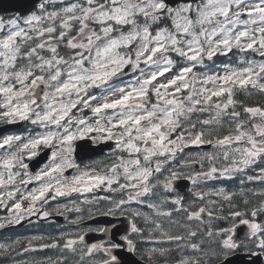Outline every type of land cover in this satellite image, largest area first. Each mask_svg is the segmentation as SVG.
<instances>
[{
    "label": "snow or ice",
    "instance_id": "1",
    "mask_svg": "<svg viewBox=\"0 0 264 264\" xmlns=\"http://www.w3.org/2000/svg\"><path fill=\"white\" fill-rule=\"evenodd\" d=\"M9 11L0 15V123L35 131L0 138V229L80 213L75 204L47 207L75 195L105 201L98 212L110 226L36 236L24 252L60 248L76 264H159L174 245L190 250L177 264H236L238 252L264 264V104L238 99L264 96V0H11ZM230 53L235 65L201 71ZM96 154L103 159L85 162ZM181 180L193 186L187 199ZM216 180L261 187H208ZM245 191L240 207L233 197ZM241 225L243 240L234 238ZM89 232L101 240L86 243ZM198 236L215 247L205 251ZM19 244L0 242V255Z\"/></svg>",
    "mask_w": 264,
    "mask_h": 264
},
{
    "label": "flooded vegetation",
    "instance_id": "2",
    "mask_svg": "<svg viewBox=\"0 0 264 264\" xmlns=\"http://www.w3.org/2000/svg\"><path fill=\"white\" fill-rule=\"evenodd\" d=\"M214 61H215L214 63L207 62L208 67L205 69H201V71H207L208 74H211L212 70L220 72L223 70L224 63H231L235 65L237 61V57L234 54L230 53L229 56L227 57L224 56L216 57L214 58ZM242 98H243V94H240L238 96V99H242ZM21 124L22 126L17 130H15V125H11L12 132H10L7 135L28 136L29 134L35 131L34 126H31L27 122H22ZM6 126L9 125L0 123V129ZM107 151L108 149L105 148V154L107 153ZM186 151H198V150L187 149ZM38 158L39 157L29 162L30 171L33 172L36 171L37 167H35L34 163ZM92 159H103V156H101L100 154L93 155L91 159L86 160L85 162L91 163ZM77 162L78 163L80 162V157H78ZM28 187H32V185H29ZM192 187L193 186L191 185V188ZM94 195L105 196V195H113V194L97 191ZM182 195H185L187 199L190 196L189 190ZM81 200L82 198L74 195L72 197L59 198L57 201H53L51 204L47 206L50 210L56 206L63 208L64 205H67L68 208L71 209L75 204L76 206H79L82 209L80 213H77L75 211H67L65 212L64 215L54 214L48 219H38L37 217L33 216L29 219H25L18 225L6 224L3 229H0V242H11L12 240H20L21 244L16 245V251H10V253L6 256L0 255V264H57L58 260L61 262V264H76V260L78 259V257H71L69 260H65L64 257L68 254L60 248L24 252L23 247L24 245H26L28 240L36 236H45L47 238L50 235L58 236L61 233L83 231L89 226L93 228L110 226L108 222L111 221L112 218L101 216L98 212V209H103L106 207L105 201L100 200V201H94L92 204H84L81 203ZM9 203H11V201H9ZM165 207H171V205H166ZM89 211H91L95 215V219L87 218ZM6 212H7L6 209H0V223L4 222ZM78 216H83L85 217V219L81 220L78 224L71 223V221L75 220ZM174 216L179 219L178 214H174ZM116 223L118 227L120 228L123 227V225L120 224L119 221H117ZM140 223L141 225L143 224L142 221H140ZM165 227L168 228V230L171 232H184V229L178 227L177 225H169L167 220H165ZM112 231L115 232L116 229H112ZM90 235H94L98 237V240L96 242L100 241L102 238L100 233L89 232L85 236L86 243H88L89 240L88 237ZM44 242H49V241L47 239L45 241H33V244L34 247L38 248V245ZM139 246L141 247V249L145 251L148 248L154 247L151 246V244H146V243H140ZM159 246L161 245H156V247ZM162 246L169 247L168 244H164ZM172 247H173V251L171 253L167 254L166 257H161V259H158L159 264H165L166 260L168 261V264H177V262L179 261L178 253L182 248L177 249L175 248L174 245ZM19 251L21 252V254L18 255L17 252ZM35 257H40L41 259L39 261H35L36 260Z\"/></svg>",
    "mask_w": 264,
    "mask_h": 264
},
{
    "label": "water",
    "instance_id": "3",
    "mask_svg": "<svg viewBox=\"0 0 264 264\" xmlns=\"http://www.w3.org/2000/svg\"><path fill=\"white\" fill-rule=\"evenodd\" d=\"M10 4H11V0H0V14H9L11 13L9 11V7H10ZM11 128H4L2 130V135L5 134L6 132L10 131ZM187 182L185 181H178V184L181 188V191H186L187 190V185H186ZM246 234V228H241L239 230V236H242L244 235L245 236ZM233 259L236 261V264H248L247 262V259H246V256L244 255H237L236 257H233ZM143 264V263H141Z\"/></svg>",
    "mask_w": 264,
    "mask_h": 264
},
{
    "label": "rangeland",
    "instance_id": "4",
    "mask_svg": "<svg viewBox=\"0 0 264 264\" xmlns=\"http://www.w3.org/2000/svg\"><path fill=\"white\" fill-rule=\"evenodd\" d=\"M241 190V189H240Z\"/></svg>",
    "mask_w": 264,
    "mask_h": 264
}]
</instances>
